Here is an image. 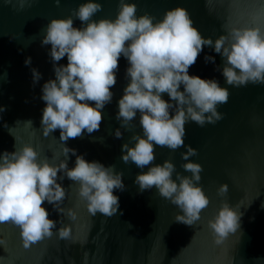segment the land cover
I'll use <instances>...</instances> for the list:
<instances>
[{
  "label": "clouds",
  "instance_id": "9594fccd",
  "mask_svg": "<svg viewBox=\"0 0 264 264\" xmlns=\"http://www.w3.org/2000/svg\"><path fill=\"white\" fill-rule=\"evenodd\" d=\"M32 2L4 0L17 10ZM53 2L60 4V0ZM101 8L97 0H84L70 10L69 16L51 18L43 30L41 44L51 46L49 55L54 62L55 78L42 85L45 107L40 133L47 138L59 130L60 151L53 152L51 157L58 163L50 162L47 156L41 157L30 143L0 153V224L18 228L20 243L26 250L53 235L75 242L73 224L62 223L57 228L56 221L49 218L43 207L47 202L70 221L77 220L73 208L61 206L66 190L58 180L67 177L72 181L70 188L75 185V192L90 216L99 213L111 217L119 210V198L114 190H124L123 173L116 171L114 165L106 167L98 161L86 160L67 147L66 142L81 138L85 132L99 131L102 110L112 101L111 89L116 84L121 56L128 62V83L118 99L116 119L120 128L130 130L139 113L142 134L133 133L130 137L133 143L121 145L120 159L139 169L147 168L135 176L139 190L155 188L182 212L175 215V220L188 226L201 219L209 198L199 185L202 166L189 159L197 155V150L184 144L185 124L189 121L201 127L215 124L223 118L218 106L229 99L228 89L217 80L190 75L188 69L208 46L222 58L218 70L227 85L264 84V7L251 22L226 28L215 39L201 35L187 9L180 6L165 10L162 18L155 19L147 12L137 15L135 3L119 0L115 18L94 19ZM74 19L81 22V27L74 26ZM64 57L67 64H58ZM205 61L215 63L212 56L206 55ZM25 63L30 64L31 58L27 57ZM31 71L33 82L39 81L38 70ZM164 94L168 100L163 98ZM4 110L0 106V112ZM24 124L32 127L31 120ZM120 128L113 133L117 139L123 135ZM156 146L172 151L186 147L180 154L184 161L181 167L191 175L177 172L169 159L153 164ZM69 153L75 155L71 168L67 163ZM61 154L63 159H59ZM227 193L228 185L221 183L217 194ZM240 215L226 200L221 202L214 217L207 220L216 245L237 232ZM5 244L0 238V246Z\"/></svg>",
  "mask_w": 264,
  "mask_h": 264
},
{
  "label": "water",
  "instance_id": "95a60500",
  "mask_svg": "<svg viewBox=\"0 0 264 264\" xmlns=\"http://www.w3.org/2000/svg\"><path fill=\"white\" fill-rule=\"evenodd\" d=\"M84 0H60L57 6L53 0H33L17 10L13 5L0 0V153L12 152L16 147L30 143L50 162L53 152L59 153L61 141L59 130L50 137L40 133L42 109V85L54 79L53 61L49 55L50 45H42L43 30L51 18H63L71 14ZM101 11L94 19L115 18L119 0H97ZM137 7V15L145 12L160 19L165 10L180 6L187 9L193 25L201 35L215 39L226 28L251 22L255 14L264 7V0H126ZM75 27H81L78 19ZM214 57L215 63L206 62L205 56ZM31 58L26 64L25 59ZM223 63L219 54L205 46L190 75L204 79H215L229 91L228 102L217 110L223 118L215 124L203 127L189 121L185 124L184 144L197 150L189 159L199 163V185L209 198V205L201 212V219L188 226L175 220L180 210L162 198L155 188L141 192L134 182L135 176L145 169L135 164H125L121 159V145L133 143V133L142 134L139 113L130 130L116 119L118 99L128 83L127 60L121 56L116 72V84L111 89V103L102 110L103 120L99 131L81 138L69 139L66 146L76 150L88 161L115 166L122 172L124 190H114L119 198V210L111 217L97 213L90 216L85 204L75 192V185L65 177L58 183L66 190V199L61 205L73 208L77 220L70 221L58 213L51 204L43 207L49 218L62 223L73 224V241L51 239L24 249L20 243L19 229L11 224H0V238L6 241L0 246V264H264V84H247L233 87L225 83L218 70ZM58 64L66 65L67 58ZM41 74L33 82L31 69ZM181 90H183L181 86ZM168 100L167 94L163 95ZM31 120L32 127L24 124ZM120 128L122 138L113 135ZM9 129H11V133ZM35 129V132H33ZM16 137V139H15ZM186 147L172 151L156 146L153 164H162L169 159L182 175H191L181 167L184 161L181 152ZM63 155L59 159H63ZM68 167L75 163V155L68 154ZM59 175V174H58ZM175 178V174L173 175ZM221 183L228 185L225 196L217 194ZM240 213L239 228L229 234L223 244L216 245L207 220L214 217L222 201ZM122 213V214H121ZM131 225L129 228L128 225ZM55 229L53 232L55 233Z\"/></svg>",
  "mask_w": 264,
  "mask_h": 264
}]
</instances>
